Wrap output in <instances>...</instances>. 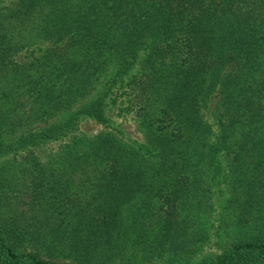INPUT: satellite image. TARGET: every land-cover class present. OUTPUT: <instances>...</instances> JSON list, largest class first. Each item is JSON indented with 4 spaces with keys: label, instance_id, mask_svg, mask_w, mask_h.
Masks as SVG:
<instances>
[{
    "label": "trees",
    "instance_id": "1",
    "mask_svg": "<svg viewBox=\"0 0 264 264\" xmlns=\"http://www.w3.org/2000/svg\"><path fill=\"white\" fill-rule=\"evenodd\" d=\"M0 2V158L86 119L108 125L124 86L144 137L74 136L60 168L29 153V209L5 218L0 205V264H71L44 251L77 264H264V0ZM32 121L45 128L12 143ZM223 180L236 239L192 260Z\"/></svg>",
    "mask_w": 264,
    "mask_h": 264
},
{
    "label": "rangeland",
    "instance_id": "2",
    "mask_svg": "<svg viewBox=\"0 0 264 264\" xmlns=\"http://www.w3.org/2000/svg\"><path fill=\"white\" fill-rule=\"evenodd\" d=\"M9 4L0 2L1 7H6ZM44 47V46H43ZM41 55V49L33 48L18 53L14 62L19 64H28L35 57ZM108 100L106 109L107 117L110 120L108 125L104 126L98 124L93 119H86L81 122L78 130L68 137L61 140L53 141L42 145L41 147H27L20 148L16 144L14 149L0 158V205L5 218H10L15 214V210L20 213L23 209H29V191L31 189L30 183L26 177L30 179L27 171L30 169L29 159L34 153L40 162L49 167H62L64 159L68 155L72 139L76 137H93L101 133H109L115 136L123 143L142 142L143 134L138 125L137 109L138 99L136 93L132 90V86H124L113 91ZM218 97H215L209 109L206 111L207 120L212 122L213 113L216 109ZM67 114H62L58 117V121L67 117ZM45 122L32 121L29 126H25L13 136L15 143L22 134L36 131L40 132L45 128ZM27 125V124H26ZM231 187L228 180H223L219 186L212 185L210 210L203 215L202 226L207 231V239L200 244L199 251L192 260L203 259L209 256L220 255L230 247L233 240L236 239V230L229 228V221L227 218L226 201L230 197ZM32 211H27V215H31ZM43 257L52 258L59 262H68L77 264L72 259L63 257L57 253L49 254L43 252ZM142 264H166L162 259H153L151 261L143 262Z\"/></svg>",
    "mask_w": 264,
    "mask_h": 264
}]
</instances>
